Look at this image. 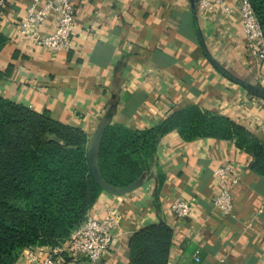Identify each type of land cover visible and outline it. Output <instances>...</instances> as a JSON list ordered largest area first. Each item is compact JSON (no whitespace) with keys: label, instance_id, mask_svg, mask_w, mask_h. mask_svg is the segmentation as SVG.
<instances>
[{"label":"crops","instance_id":"obj_1","mask_svg":"<svg viewBox=\"0 0 264 264\" xmlns=\"http://www.w3.org/2000/svg\"><path fill=\"white\" fill-rule=\"evenodd\" d=\"M30 2L7 0L0 15L1 97L82 129L90 142L109 127L142 131L197 106L241 124L264 144V60L247 50L236 0H225L232 13L208 21L198 0H74L76 46L58 54L18 40ZM56 25L54 14L48 30ZM224 161L239 170L229 218L212 203ZM252 161L235 140L165 135L151 171L125 194L104 192L90 211L120 216L99 264H130L133 236L159 225L173 230L169 264H264V178L251 170ZM177 198L194 204L192 218L172 213Z\"/></svg>","mask_w":264,"mask_h":264},{"label":"trees","instance_id":"obj_2","mask_svg":"<svg viewBox=\"0 0 264 264\" xmlns=\"http://www.w3.org/2000/svg\"><path fill=\"white\" fill-rule=\"evenodd\" d=\"M249 1L264 33V0ZM4 41L0 35V46ZM174 131L188 142L235 140L264 178V144L241 124L197 106L142 131L109 127L97 155L99 176L117 189L142 179L155 166L161 139ZM89 146L82 129L0 96V264H16L33 247L57 246L85 223L105 192ZM172 244L168 225L146 228L130 241V264H169Z\"/></svg>","mask_w":264,"mask_h":264},{"label":"built area","instance_id":"obj_3","mask_svg":"<svg viewBox=\"0 0 264 264\" xmlns=\"http://www.w3.org/2000/svg\"><path fill=\"white\" fill-rule=\"evenodd\" d=\"M7 0H0V15ZM237 12L252 57L264 60V33L249 0H236ZM199 16L208 21L212 14L233 10L225 0H198ZM76 7L74 0H31L17 26V37L35 48L46 49L53 54L70 53L76 46ZM57 16V25L48 30V20ZM261 83L264 85V79ZM218 194L212 203L222 218L235 217L234 190L239 185V170L230 161H224L216 170ZM172 213L181 219H190L195 213L194 204L177 198ZM120 216L110 209L102 218L88 216L85 223L57 246H48L41 254L36 247L23 252V264H99L109 252L115 240V230Z\"/></svg>","mask_w":264,"mask_h":264},{"label":"water","instance_id":"obj_4","mask_svg":"<svg viewBox=\"0 0 264 264\" xmlns=\"http://www.w3.org/2000/svg\"><path fill=\"white\" fill-rule=\"evenodd\" d=\"M104 134V133H103ZM103 139V135H99L96 138H94L91 142H90V146H89V160H90V164L91 166L95 169V178L98 182V184L100 185V187L107 193L113 194V195H122L125 194L128 190L129 187H125L122 189H117L114 188L110 185H108L107 183H105L101 177L99 176V173L97 171L96 165H95V157L97 156V153L99 151V147L101 144V141Z\"/></svg>","mask_w":264,"mask_h":264},{"label":"rangeland","instance_id":"obj_5","mask_svg":"<svg viewBox=\"0 0 264 264\" xmlns=\"http://www.w3.org/2000/svg\"><path fill=\"white\" fill-rule=\"evenodd\" d=\"M118 137H119V134L118 133H115L114 135H113V138L114 139H118ZM100 148V147H99ZM97 155H98V153H97ZM95 165H96V167H97V156L95 157Z\"/></svg>","mask_w":264,"mask_h":264}]
</instances>
